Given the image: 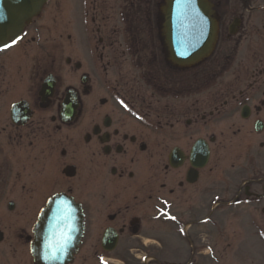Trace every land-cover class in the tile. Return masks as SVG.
<instances>
[{
  "label": "flooded vegetation",
  "instance_id": "1",
  "mask_svg": "<svg viewBox=\"0 0 264 264\" xmlns=\"http://www.w3.org/2000/svg\"><path fill=\"white\" fill-rule=\"evenodd\" d=\"M208 2L197 62L165 0H47L0 48V264H37L57 197L69 264H264V0Z\"/></svg>",
  "mask_w": 264,
  "mask_h": 264
},
{
  "label": "water",
  "instance_id": "2",
  "mask_svg": "<svg viewBox=\"0 0 264 264\" xmlns=\"http://www.w3.org/2000/svg\"><path fill=\"white\" fill-rule=\"evenodd\" d=\"M47 0H0V48L15 40L25 25L40 12ZM166 43L173 49L177 38L193 54L182 59L197 62L208 56L216 40L213 11L208 0H165ZM178 17L181 20H178ZM191 24V37L177 36L178 25ZM191 38V40H189ZM173 58V55H172ZM80 207L66 197L49 200L34 225L30 253L37 264H69L83 232Z\"/></svg>",
  "mask_w": 264,
  "mask_h": 264
},
{
  "label": "snow or ice",
  "instance_id": "3",
  "mask_svg": "<svg viewBox=\"0 0 264 264\" xmlns=\"http://www.w3.org/2000/svg\"><path fill=\"white\" fill-rule=\"evenodd\" d=\"M12 43L14 44V43H16V41L13 40ZM8 46H9V45L5 44V47H8ZM102 264H106V262H103V261H102Z\"/></svg>",
  "mask_w": 264,
  "mask_h": 264
},
{
  "label": "rangeland",
  "instance_id": "4",
  "mask_svg": "<svg viewBox=\"0 0 264 264\" xmlns=\"http://www.w3.org/2000/svg\"><path fill=\"white\" fill-rule=\"evenodd\" d=\"M85 264H94V263H85ZM102 264V263H101ZM106 264H108V263H106Z\"/></svg>",
  "mask_w": 264,
  "mask_h": 264
}]
</instances>
